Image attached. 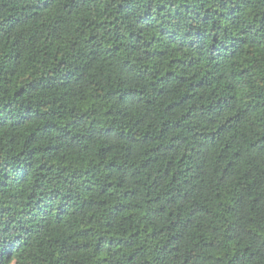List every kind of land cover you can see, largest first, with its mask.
Masks as SVG:
<instances>
[{"label":"trees","instance_id":"16d2710c","mask_svg":"<svg viewBox=\"0 0 264 264\" xmlns=\"http://www.w3.org/2000/svg\"><path fill=\"white\" fill-rule=\"evenodd\" d=\"M3 264H264V0H0Z\"/></svg>","mask_w":264,"mask_h":264},{"label":"snow or ice","instance_id":"6c2138e0","mask_svg":"<svg viewBox=\"0 0 264 264\" xmlns=\"http://www.w3.org/2000/svg\"><path fill=\"white\" fill-rule=\"evenodd\" d=\"M0 264H3L2 259H0Z\"/></svg>","mask_w":264,"mask_h":264}]
</instances>
